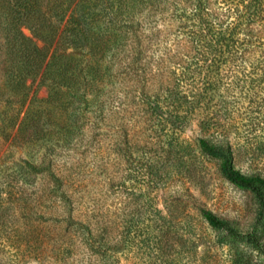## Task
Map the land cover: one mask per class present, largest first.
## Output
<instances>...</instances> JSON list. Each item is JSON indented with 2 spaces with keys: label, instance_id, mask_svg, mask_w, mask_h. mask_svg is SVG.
I'll use <instances>...</instances> for the list:
<instances>
[{
  "label": "rangeland",
  "instance_id": "374dc122",
  "mask_svg": "<svg viewBox=\"0 0 264 264\" xmlns=\"http://www.w3.org/2000/svg\"><path fill=\"white\" fill-rule=\"evenodd\" d=\"M209 2L218 31L248 0ZM195 7L167 0L137 13L143 77L176 88L146 93L142 73L119 69L87 97L99 107L70 94L61 104L41 73L22 102L0 29V264H264V196L219 169L228 158L264 177V0L222 55L172 56L192 42ZM249 17L260 32L246 33ZM202 208L234 232L215 231Z\"/></svg>",
  "mask_w": 264,
  "mask_h": 264
},
{
  "label": "trees",
  "instance_id": "16d2710c",
  "mask_svg": "<svg viewBox=\"0 0 264 264\" xmlns=\"http://www.w3.org/2000/svg\"><path fill=\"white\" fill-rule=\"evenodd\" d=\"M165 1L0 0V29L5 35L9 61L8 88L21 94L24 102L30 90L27 81L41 73L42 83L48 82L50 91L59 100H64L61 104L66 102L67 94L75 96L79 103L97 104L87 97L105 80L116 78L117 70L135 78L145 70L141 63L147 54L146 36L137 13L148 5L160 8ZM180 1L185 5H196V13L189 25L192 42H180L172 56L192 55L200 60L209 56L216 58L223 54L224 48L231 47L241 20L255 15L257 11L253 7L262 0L243 3L238 21L218 31L206 23L205 9L209 0ZM246 19H250L244 26L248 35L261 31L253 25V17ZM185 25L183 22L179 27ZM23 27L30 31L32 38L23 34ZM33 38L41 40V47ZM143 75L138 82L146 93L156 91L157 87L170 89L177 86L175 81L162 77L157 84L149 83ZM200 142L204 151L210 150L206 140ZM219 169L230 182L251 189L259 197L264 196V177L241 173L228 158L219 163ZM200 212L215 231L234 232L227 219L205 208Z\"/></svg>",
  "mask_w": 264,
  "mask_h": 264
}]
</instances>
